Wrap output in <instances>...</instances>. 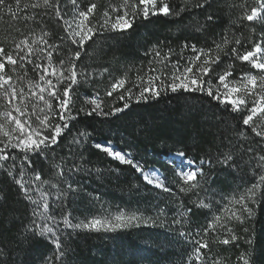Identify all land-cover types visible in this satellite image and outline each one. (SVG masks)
Returning a JSON list of instances; mask_svg holds the SVG:
<instances>
[{"label": "trees", "instance_id": "obj_1", "mask_svg": "<svg viewBox=\"0 0 264 264\" xmlns=\"http://www.w3.org/2000/svg\"><path fill=\"white\" fill-rule=\"evenodd\" d=\"M31 2L33 0H21L22 4ZM77 2L81 10L95 3L97 9L90 19L92 23L100 24L105 9L110 11V5L118 7L123 0ZM166 2L173 11L187 3L188 10L179 16L150 14L148 19L138 17L128 30L98 33L86 41L83 48L67 40L61 41L60 38L67 34L62 22L49 9H29L20 13L21 16L39 13L36 22L20 20L14 23L4 15L0 20V45L11 51L13 42L27 37L31 43L47 32L49 35L45 39L49 45H60L53 51L54 66H59L60 60H67L72 52L79 51L77 68L83 70L87 79L78 76V83L73 86L74 114L81 107L92 108L85 103V96L95 90L104 101V111L123 108L125 101L119 97L127 95L126 88H130L135 97L139 89L134 86L149 76L161 77L165 83L167 76L175 70L174 66L183 69L196 55L190 47L193 44L197 49H212L215 54L216 44L225 37L229 41L219 51L221 62L214 66L215 72L204 77L205 81H212L214 89L217 74L228 69L229 65L233 69L229 79L238 80L242 73L252 71L247 62L231 54V49L235 47L243 54L261 40L264 23L241 18L246 10L250 12L252 7H258L256 0H209L210 6L204 8L193 7L196 0ZM7 3L16 10L14 0H7ZM61 8L68 13L65 19H70L73 10L70 0H61ZM123 11L112 13L113 18L122 15ZM208 15L213 17L211 22L206 21ZM236 40L240 44H236ZM185 44L189 47L185 48ZM48 50L52 51L51 48ZM32 59L37 60L36 57ZM41 59L47 60L46 54ZM32 68L33 65H26L28 71ZM104 69L108 71L104 72ZM117 78L126 79L124 88L106 96L108 86ZM160 83L161 80H156L155 86L159 87ZM127 102L130 107L106 117L80 112L77 119L70 122L57 146L43 154H28L31 167L23 159L24 153L8 149L16 159L3 162L4 167L0 168V248L6 250L0 261L6 264H47L52 258L53 264H59L55 261V247L49 238L25 231L33 219V204L25 199L15 182L22 170L25 179L38 172L41 181L49 182L42 187L50 193V212L58 219L69 215L73 223L88 222L102 216L114 217L123 211L125 214L136 213L148 221L134 222L115 231L67 229L60 224L59 227L64 229V264H195V241L201 237L209 244L208 248L201 250L202 256L207 258L206 264H215L218 260L243 264L244 259L249 264H264V185L257 190L256 201L249 203L252 215L244 213L243 223L235 219L227 223L231 233L219 226H215V230L209 229L207 235L204 233L215 216L227 217L228 209L240 207L232 203L233 197H239L259 181L262 170L255 166L254 157L256 153L264 155V140L243 125L241 113L232 112L225 104L202 92L183 89L172 92L168 89L162 91L158 99L149 96L147 102L141 100L137 103L135 98ZM82 131L90 134L86 142L70 145L69 141ZM100 141H109L118 150L130 153L144 169L158 168L163 172L164 185L170 191L147 184L133 167L97 149L95 144ZM249 147L253 153L247 151ZM181 151L203 167L201 188L180 191L181 187L187 186L166 157ZM229 152L233 154L231 166L215 162L216 157ZM209 158L213 163L201 165V160ZM58 166L64 169V176L58 175ZM77 168L82 170L76 171ZM5 169L12 170L14 176H9ZM68 183L77 189L76 192H67L58 199L62 192H66ZM53 184L55 188L51 187ZM201 199L205 203L211 202L212 206L197 207ZM187 209L191 211L186 212ZM181 213L185 214L181 216ZM176 219L181 223H174ZM182 231L191 233V236H181ZM232 234L237 237L235 241L227 245L220 243Z\"/></svg>", "mask_w": 264, "mask_h": 264}, {"label": "snow or ice", "instance_id": "obj_2", "mask_svg": "<svg viewBox=\"0 0 264 264\" xmlns=\"http://www.w3.org/2000/svg\"><path fill=\"white\" fill-rule=\"evenodd\" d=\"M70 2L73 6L71 18L65 19L68 13L62 11L61 0H33L31 3L23 4L21 0H14L15 11L13 10V5L7 3V0H0V14H2L0 15V20L6 15L14 23L20 20L36 22L39 13L33 12L24 16H21L20 13L27 12L29 9H49L54 13L55 18L62 22L64 31L67 34L66 37L60 38L61 41L67 40L72 45L83 48L85 42L91 40L98 33L128 30L138 17L148 19L150 14L179 16L180 13L188 10L187 3L185 6L173 11V8L166 0H159V4L158 0H139V3L136 0H123V3L118 7L110 5V11L105 9L103 12V23L94 24L90 17H94L97 9L95 3L88 5L86 10H81L77 0H70ZM256 2L258 7H252L250 12L246 10L241 18L250 22L258 21L264 23V0H256ZM192 6L204 8L205 6H210V3L209 0H196V3ZM120 9H124L123 14L116 15L113 18L112 13H117ZM44 14L47 15L48 13ZM212 20L213 17L211 15L206 17L207 22ZM203 27L204 25H201V28ZM48 35L47 32H43L39 40H33L31 43H29L27 37L19 42H13L14 47L11 51H7L3 45H0V168L4 167L3 162L10 159L15 161L16 159L15 156L9 153L8 149H15L24 153L23 159L31 167V160L28 158V154H43L45 150H51L57 146L65 130L69 129L70 122L77 119L80 112L88 116L94 113L105 117L114 115L130 107L128 100L135 98L137 103H139L141 100L147 102L149 96L158 99L161 92L168 89L172 92L183 89L184 91L205 93L219 103L225 104L232 112L241 113L243 125L250 128L255 136L264 140V34H262L260 41L254 43L253 47L243 54L235 47L231 49V54L236 59L247 62L252 69L258 70V74L245 72L241 74L238 80L229 79L232 77L233 72L232 66L229 65L228 69L217 74L215 89L211 80L205 81L204 77L215 72L214 66H218L221 62L219 51L229 43L227 37H225L221 43L216 44L215 54H213L212 49L206 51L197 49L194 44L191 45L190 47L196 55L182 70L174 66L175 70L169 76L170 83H164L161 77L149 76L148 85L142 87L139 94L135 97H133L131 89L126 88L125 93L127 95L121 94L119 97L120 100L125 101L123 108L117 107L112 108L108 112L104 111V101L101 100L99 93H97L90 100L92 105L90 110L81 107L75 114L72 111L73 97L71 93L74 91L73 86L78 83V76L87 79L83 70L77 68L76 62L80 59V52H72L67 60H60L59 66H54L52 60L53 51L58 50L60 45H49L48 40L45 39ZM235 43L240 44V41L236 40ZM37 44H41L43 47H34ZM184 47L188 48L189 45L185 44ZM49 48L52 51H49ZM45 54L47 63H36L32 59V57H36L37 60H40ZM225 54L227 55V53ZM156 55L159 57L160 53L157 52ZM29 64L33 65V71L37 72L39 79L38 81L27 80L25 83V77L27 76L26 65ZM20 69L24 70V75L18 74ZM103 71L107 72L108 69ZM152 71L155 70L153 69ZM90 75L91 73L88 74V76ZM140 79L143 80V78ZM156 80H161L159 87L155 86ZM125 83V78L118 79L106 90L105 95L112 96L113 92L117 91L118 88H124ZM61 85H63L62 90ZM145 93H148V95H145ZM88 102L87 100L85 101V103ZM245 112L247 115L244 114ZM89 135V133L82 131L73 137L69 144L80 145L86 142ZM95 147L120 163L133 167L137 172L141 173L147 184L161 188L164 191H170L160 181L158 173L156 176H153L151 172L146 173L144 167L132 158L130 153L115 150L111 142L107 144L96 143ZM247 151L249 153L254 152L251 147ZM177 155L184 157L185 153L181 151ZM254 159L255 166L262 170L259 181L247 188L239 197H233L232 203L238 204L240 207L235 210L228 209L227 217L215 216L208 228L204 230L205 235H207L209 229L215 230V226L225 228L228 233H231V228L226 227L230 220L235 219L243 223L244 213H247L248 216L252 215V208L249 207V203L256 201L257 190L261 185H264V155L256 153ZM215 162L231 166L234 162L233 154L231 152L222 153L215 158ZM200 163L201 165L205 163L211 164L213 160L209 158L207 161L201 160ZM58 168V175L64 176V169L59 166ZM13 169H15V164H13ZM5 170L9 176H14L12 170ZM80 170L82 169H76V171ZM177 175L181 178L184 185L187 186L181 187V192H188L202 187L201 181L204 179L203 167L189 170L179 168ZM38 181L40 182L39 185L37 184ZM15 182L23 192L25 199L35 206L32 212L33 219L26 226L25 231L35 236L50 238L55 247V261H58L59 264H64V257L66 256V249L62 242L64 229L59 227L60 224H63L67 229L115 231L134 222H148L136 213L125 214L123 211L111 218H93L88 222L73 223L69 215H63L62 218L58 219L57 215L50 212V204L48 202L50 193L42 187L43 184L49 182L46 180L41 181V176L38 172L34 177L25 179L21 170L19 178H15ZM51 187L55 188L56 185L53 184ZM76 190L71 183H68L66 192H62L61 197H58V199L66 195L67 192H76ZM211 206V202L205 203L203 199L197 203V207L210 208ZM190 211L191 209L186 210V212ZM184 214L181 213V216ZM174 223L179 224L181 220L176 219ZM180 235L191 236V233L182 231ZM236 239V235L232 234L230 238H224L220 243L227 245ZM195 245V259L198 264H204L201 250L209 247L208 241L201 237L200 240L195 241ZM5 255L6 250L0 248V257ZM0 264H6V262L0 261ZM47 264H53L52 258H49ZM243 264H249V261L244 259Z\"/></svg>", "mask_w": 264, "mask_h": 264}, {"label": "rangeland", "instance_id": "obj_3", "mask_svg": "<svg viewBox=\"0 0 264 264\" xmlns=\"http://www.w3.org/2000/svg\"><path fill=\"white\" fill-rule=\"evenodd\" d=\"M158 4H159V0H158ZM13 49V47L11 48V50ZM35 62L36 63H47V60L46 59H40V60H35ZM251 66V65H250ZM180 69H181V67H179ZM182 70V69H181ZM174 71V70H173ZM172 71V72H173ZM253 74H258V70H256V69H252V71H251ZM18 74L19 75H24V70L23 69H20L19 71H18ZM170 76V75H169ZM169 76H167V78H166V80H165V83H170L171 81H170V79H169ZM38 79H39V77H38V75H37V72L36 71H33V68H32V71H28L27 70V76L25 77V83H26V81L27 80H32V81H38ZM118 79H120V78H117L115 81H113L112 83H115ZM140 81H141V79H140ZM55 82V81H54ZM111 83V84H112ZM111 84L108 86L109 88L111 87ZM148 85V78L146 79L145 78V80L144 81H141L139 84H137L136 86H134L136 89H139V91H140V89L142 88V87H145V86H147ZM62 86L63 85H61L60 87H61V90H62ZM118 90H119V88H118ZM97 90H95L94 92H92L90 95H87V96H85V99L87 100V101H89L88 103L90 104V106L92 107V105H91V103H90V100H91V98L94 96V95H96L98 92H96ZM101 98V97H100ZM109 141H100V142H98V143H100V144H107ZM112 145H113V143H112ZM113 147L115 148V150H117V151H120V150H118L116 147H115V145H113ZM124 152V151H123ZM125 153H128V152H125ZM132 157V156H131ZM167 158V161L169 162V164L173 167V171H175L176 172V174H177V172L179 171V168H184L185 170H189V169H199L200 167H199V164H196V163H192L193 161L192 160H190L189 158H187V157H179L178 155H177V153H172V154H169V156L168 157H166ZM178 166H179V168H178ZM154 170V171H153ZM145 172L146 173H148V172H151V174L153 175V176H156L157 175V173L159 174L158 175V178L160 179V181L163 183V184H165V179H164V176H163V172H161L158 168H155V167H149V169L148 168H146L145 169ZM140 175H141V173L140 172H138ZM142 176V175H141ZM142 179H143V177H142ZM144 180V179H143ZM145 182V181H144ZM153 186V185H152ZM154 187V186H153ZM161 189V188H160ZM35 195V194H34ZM35 206L33 205V208H34ZM232 210H235V207H232L231 208ZM111 218V216L109 215V216H102V217H98V218H101V219H103V218ZM49 240L51 241V239L49 238ZM202 258H203V260H204V264H206V261H207V258L206 257H203L202 256ZM193 259H195V256H194V258ZM236 262L234 261V263H233V261H231V260H223V261H217V262H215V264H235ZM161 264H169V263H161ZM180 264V263H179ZM186 264V263H185ZM187 264H190V263H188L187 262ZM195 264H198V262L196 261V259H195Z\"/></svg>", "mask_w": 264, "mask_h": 264}]
</instances>
